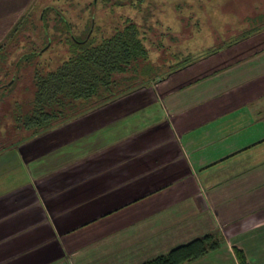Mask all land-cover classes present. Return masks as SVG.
Returning a JSON list of instances; mask_svg holds the SVG:
<instances>
[{
    "label": "crops",
    "instance_id": "0c3cea01",
    "mask_svg": "<svg viewBox=\"0 0 264 264\" xmlns=\"http://www.w3.org/2000/svg\"><path fill=\"white\" fill-rule=\"evenodd\" d=\"M191 59L10 150L0 264H143L213 232L183 264H264V29Z\"/></svg>",
    "mask_w": 264,
    "mask_h": 264
},
{
    "label": "rangeland",
    "instance_id": "374dc122",
    "mask_svg": "<svg viewBox=\"0 0 264 264\" xmlns=\"http://www.w3.org/2000/svg\"><path fill=\"white\" fill-rule=\"evenodd\" d=\"M18 11L20 19L27 17L19 33H13L17 23L0 24V46L6 45L4 54L9 61L19 63L36 46L40 49L50 39L52 44L30 62L23 60L17 74L15 65L0 61V76L6 69H14L9 78L4 77L6 87L13 82L11 90L0 93V167L13 162L10 150L14 146L31 139L19 138L22 131L15 127L16 116L22 110L27 112L34 98L35 73L53 71L71 56L69 34L61 30L68 31L71 26V33L80 36L88 33L94 22L91 37L100 42L130 19L140 27L151 56L170 63L174 55L181 61L197 59L225 40L241 38L253 28L252 19L264 15V0H21ZM9 140L19 142L10 147ZM13 167L12 163L5 172Z\"/></svg>",
    "mask_w": 264,
    "mask_h": 264
},
{
    "label": "trees",
    "instance_id": "16d2710c",
    "mask_svg": "<svg viewBox=\"0 0 264 264\" xmlns=\"http://www.w3.org/2000/svg\"><path fill=\"white\" fill-rule=\"evenodd\" d=\"M26 21L27 17L24 15L16 24L13 33H19ZM252 21L253 28L242 37L247 38L249 36L246 35H253L254 32L264 29V15ZM92 27L94 28V22L90 31L88 33L85 31L80 36L71 33V26H68V31L61 30L69 34L71 56L53 71L45 74L35 73L36 91L30 108L27 112L22 110L16 116L15 128L22 131L17 135L19 138L23 137V140H26L28 137L43 134L80 114L96 110L148 87L157 79H167L194 61L191 58L177 60L180 58L177 55H174L175 58L171 59L170 63L167 59L161 62L159 57L153 58L141 36L140 27L130 19H127L125 25L111 37L100 42L91 37ZM14 34H11L10 38H13ZM51 42L52 39L49 42L45 41L40 49L36 46V49L24 56L19 63L9 61L8 56L4 54L6 45L0 46V61L15 65L17 74L23 60L30 62L48 49ZM11 70L14 69H6L0 76V93L7 91L8 88L11 90L10 86H13V82L8 87L7 83H4V77L9 78ZM16 142L19 141L10 143L9 146H14ZM221 239L219 233H209L143 264H183L194 261L218 249ZM236 254L239 264H246L244 252L236 249Z\"/></svg>",
    "mask_w": 264,
    "mask_h": 264
}]
</instances>
